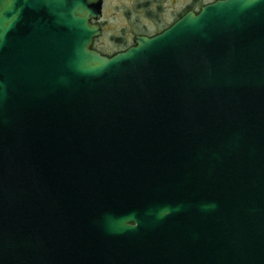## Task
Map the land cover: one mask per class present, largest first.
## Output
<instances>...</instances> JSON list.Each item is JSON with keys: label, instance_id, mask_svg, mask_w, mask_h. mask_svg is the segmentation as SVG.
<instances>
[{"label": "water", "instance_id": "1", "mask_svg": "<svg viewBox=\"0 0 264 264\" xmlns=\"http://www.w3.org/2000/svg\"><path fill=\"white\" fill-rule=\"evenodd\" d=\"M101 0H0V264H264V0L110 58Z\"/></svg>", "mask_w": 264, "mask_h": 264}, {"label": "flooded vegetation", "instance_id": "2", "mask_svg": "<svg viewBox=\"0 0 264 264\" xmlns=\"http://www.w3.org/2000/svg\"><path fill=\"white\" fill-rule=\"evenodd\" d=\"M194 1L195 4H197L198 1ZM129 2V5H123L125 6V8H123L124 11H119V8L123 6H117V10L120 12L119 19L121 21L125 20L127 16H129L130 12L135 14V20L129 25L131 33L127 34L128 36L125 35V37L119 34L115 35L113 40L116 42L117 50L108 54L96 46V41L104 36V29L108 23V20H106L105 16L106 8L111 6V4H109V0H101L99 19H91L88 21L91 25L96 24L100 30L99 35L92 39L91 45L89 47L91 50L96 51L102 56L110 58L133 47L135 45V38H152L157 36L174 25L188 12L192 11L198 13L204 5L209 4L201 3V5L196 8L187 6L186 0H130ZM150 28L154 29L155 31H150Z\"/></svg>", "mask_w": 264, "mask_h": 264}, {"label": "rangeland", "instance_id": "3", "mask_svg": "<svg viewBox=\"0 0 264 264\" xmlns=\"http://www.w3.org/2000/svg\"><path fill=\"white\" fill-rule=\"evenodd\" d=\"M130 0H109V4H111L110 7L106 8V20H108L107 26L105 27L104 36L101 37L99 40L96 41V46L99 47L103 52L105 53H113L115 50H117L116 42H114L113 37L115 35L119 34L121 36L130 34L129 25L130 23H133L135 20V14L130 12L129 16L123 21L119 19L120 16V10L124 11L123 8L125 6L123 5H129ZM198 1L197 4H195L194 0H186L187 6L196 7L198 8L201 3H211L215 0H196ZM117 6H123L119 8V11L117 10ZM150 31H155L154 29L150 28ZM128 36V35H127Z\"/></svg>", "mask_w": 264, "mask_h": 264}]
</instances>
